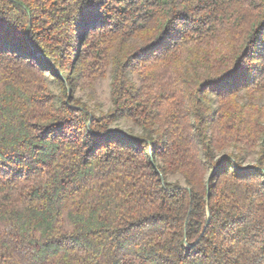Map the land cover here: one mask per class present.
Segmentation results:
<instances>
[{"label": "trees", "instance_id": "obj_1", "mask_svg": "<svg viewBox=\"0 0 264 264\" xmlns=\"http://www.w3.org/2000/svg\"><path fill=\"white\" fill-rule=\"evenodd\" d=\"M263 96L264 0H0V264H264Z\"/></svg>", "mask_w": 264, "mask_h": 264}, {"label": "rangeland", "instance_id": "obj_2", "mask_svg": "<svg viewBox=\"0 0 264 264\" xmlns=\"http://www.w3.org/2000/svg\"><path fill=\"white\" fill-rule=\"evenodd\" d=\"M47 83L50 91L54 95H59L61 87L58 81L48 72L45 73ZM110 83L111 74L107 73L104 78L94 81H77L73 85L72 96L85 105L88 110L95 116L105 114L111 109L110 98ZM211 101V108L215 107V97L212 94L207 95ZM260 104L264 107V96L260 100ZM112 128L122 129L128 132L139 134V130L135 128L130 122L125 120H118L113 124ZM232 153L231 150H226L224 154ZM258 149L247 155H240L239 161L243 166L254 165L257 162ZM221 154L215 153V158L220 157ZM168 182L184 186V180L179 175H169L166 177Z\"/></svg>", "mask_w": 264, "mask_h": 264}, {"label": "snow or ice", "instance_id": "obj_3", "mask_svg": "<svg viewBox=\"0 0 264 264\" xmlns=\"http://www.w3.org/2000/svg\"><path fill=\"white\" fill-rule=\"evenodd\" d=\"M177 19H179V17H177Z\"/></svg>", "mask_w": 264, "mask_h": 264}]
</instances>
